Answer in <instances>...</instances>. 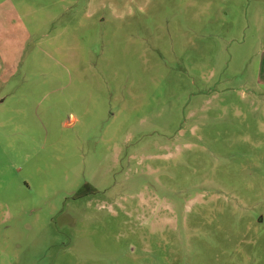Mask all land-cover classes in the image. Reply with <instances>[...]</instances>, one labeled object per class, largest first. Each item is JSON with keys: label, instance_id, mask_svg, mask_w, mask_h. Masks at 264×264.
<instances>
[{"label": "rangeland", "instance_id": "374dc122", "mask_svg": "<svg viewBox=\"0 0 264 264\" xmlns=\"http://www.w3.org/2000/svg\"><path fill=\"white\" fill-rule=\"evenodd\" d=\"M0 264H264V0H0Z\"/></svg>", "mask_w": 264, "mask_h": 264}]
</instances>
